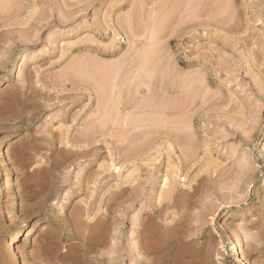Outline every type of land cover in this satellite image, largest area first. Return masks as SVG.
Masks as SVG:
<instances>
[{"label": "rangeland", "instance_id": "374dc122", "mask_svg": "<svg viewBox=\"0 0 264 264\" xmlns=\"http://www.w3.org/2000/svg\"><path fill=\"white\" fill-rule=\"evenodd\" d=\"M5 183L0 264H264V0H0Z\"/></svg>", "mask_w": 264, "mask_h": 264}, {"label": "bare ground", "instance_id": "6f19581e", "mask_svg": "<svg viewBox=\"0 0 264 264\" xmlns=\"http://www.w3.org/2000/svg\"><path fill=\"white\" fill-rule=\"evenodd\" d=\"M170 4H171V3H170ZM135 10H136L137 12H140V11H141V9H140V10L135 9ZM157 10H158V9H157ZM136 11H135V13H136ZM153 11H154V12H153V15H154V14L156 13V10L154 9ZM133 12H134V11H133ZM141 12H144V11L142 10ZM157 12H158V11H157ZM131 14H132V13H131ZM133 14H134V13H133ZM129 15H130V14H129ZM140 15H141V14H140ZM129 17H130V16H129ZM130 23H131V22H130ZM132 24H133V23H132ZM130 25H131V24H130ZM152 28L154 29V27H152ZM132 29H133V28H132ZM149 29H150V28H149ZM130 30H131V29H130ZM139 30H140V29H138V31H139ZM145 30H146V29H145ZM133 31H134V30H132V34H134ZM138 31H137V32H138ZM155 31H156V30H155ZM117 32H118V31H117ZM137 32H135V33H137ZM151 32H152V29H151L150 33H151ZM142 33H143V32H142ZM114 34H115V36H117V37H118V35H119L118 33H114ZM154 35H155V34H154ZM132 36H133V35H132ZM132 36H131V37H132ZM136 36H137V35H136ZM117 37H116V38H117ZM131 37H130V38H131ZM137 37H138V36H137ZM140 37H142V36H140ZM150 37H151V36H150ZM154 38H155V36H154ZM113 39H114V38H113ZM119 39H120V38H119ZM132 39H133V38H132ZM151 39H153V36H152ZM135 40H136V38H135ZM135 40H134V41H135ZM147 40H148V39H147ZM149 40H150V39H149ZM112 41L115 42V40H112ZM134 41H133V42H134ZM137 41H138V40H137ZM114 42H113V43H114ZM135 42H136V41H135ZM130 43H131V41H130ZM148 43H149V42H148ZM146 44H147V43H146ZM130 45H131V44H130ZM113 46H114V45H113ZM136 47H137V46H136ZM140 47H141V46H140ZM133 48L135 49V47H133ZM141 49H142V48H141ZM146 49H148V48H146ZM150 49H151V48H150ZM130 50H131V49H130ZM142 50H143V49H142ZM128 51H129V50H128ZM128 51H126V52H128ZM144 51H145V50H144ZM130 53H131V52H130ZM137 53L139 54V51L136 52V49L134 50V54L132 53V54L134 55V57L136 56L134 60H136V58L138 57V54H137ZM154 53H156V52L154 51ZM122 54H123V53H122ZM132 54H129V55H131V57H132V56H133ZM141 54H142V52L140 53V56H141ZM143 55H144V53H143ZM145 55H147V53H146ZM154 55H155V54H153V56H154ZM122 56H123V55H122ZM140 56H139V57H140ZM148 56H149V55H148ZM125 57H126V56H125ZM131 57H130V58H131ZM143 57H144V56H143ZM150 57H151V56H150ZM154 58H155V57H154ZM122 59H123V58H122ZM124 59H125V58H124ZM137 59H138V58H137ZM140 59H141V58H140ZM145 59H146V58H145ZM147 59H148V58H147ZM147 59H146V60H147ZM115 61H116V60H115ZM117 61H118V58H117ZM121 61H122V60H121ZM123 61H124V60H123ZM123 61H122V63H121V62H120V63H121V64H125L126 61H124V62H123ZM131 61H133V60H131ZM131 61H130V62H131ZM147 61H148V60H147ZM88 62H89V61H88ZM91 62H92V61H91ZM100 62H101V61H100ZM109 62H110V61H109ZM113 62H114V61H113ZM127 62H129V61H127ZM133 62H134V61H133ZM133 62H132V64H133ZM84 63H85V62H84ZM89 63H90V62H89ZM89 63H88V65H87V64H85V65H86V66H90ZM98 63H99V62H98ZM134 63H135V62H134ZM137 63H138V62H137ZM144 63H145V62H144ZM80 64H81V63H80ZM93 64H94V62H93ZM93 64H91V65H93ZM105 64H106V63H105ZM109 64H110V63H109ZM111 64H112V63H111ZM115 64H117V63H114V64H113L114 66H113V65H112V66H113V68L115 67V70L117 71V68H118V70H119L120 67H121L122 65L120 64V65H121V66H120L119 64H117V65H119V66H116ZM154 64H156V63H154ZM96 65L98 66L99 64H96ZM96 65H94V66L97 67ZM106 65H108V64H106ZM127 65H128V64H127ZM147 65H148V63H147ZM81 66H83V64H82ZM94 66H91V68L94 67ZM101 66H102V65H101ZM110 66H111V65H110ZM110 66H109L108 68H107V67H106V68L109 69ZM133 66H134V65H133ZM133 66H132V67H133ZM99 67H100V66H99ZM102 67H103V66H102ZM104 67H105V66H104ZM132 67H131V68H132ZM141 67L143 68L142 65H141ZM145 67H146V66H145ZM106 68H105V69H106ZM111 68H112V67H111ZM77 69H78V66H77ZM87 69H88V68H87ZM94 69H95V68H92L91 70H94ZM100 69H101V68H99V70H100ZM105 69L102 68V70H105ZM121 69H122V68H121ZM80 70H83V69L80 68ZM91 70L89 69V72H88L87 70H84V71L88 72L87 74H89ZM97 70H98V69H97ZM123 70H124V69H123ZM126 70H127V69H126ZM129 70H130V69H129ZM129 70H127V71H129ZM144 70H145V69H144ZM155 70H156V69H155ZM159 70H161V69L159 68ZM164 70H166V69H164ZM78 71H79V70H78ZM95 71H96V69H95ZM100 71H101V70H100ZM109 71H111V69H110ZM109 71H107V72H109ZM138 71H140V70H138ZM145 71H146V70H145ZM145 71H144V72H145ZM79 72L85 74V72H82V71H79ZM93 72H94V71H93ZM112 72H113V71H112ZM140 72H141V71H140ZM114 73H115V72H114ZM128 73H129V72H128ZM156 73H157V72H156ZM160 73H161V72H160ZM102 74H103V73H102ZM115 74H116V73H115ZM138 74H139V73H138ZM179 74H180V73H179ZM191 74H192V73H191ZM103 75H104V74H103ZM110 75H112V74H110ZM110 75H109V76L107 75L108 78H110ZM118 75L120 76L119 73H118ZM127 75H128V74H127ZM139 75H140V74H139ZM112 76L114 77V75H112ZM112 76H111V77H112ZM133 76H134V75H133ZM151 76H152V75H151ZM105 77H106V76H105ZM115 77H116V75H115ZM129 77H130V76H129ZM134 77H135V76H134ZM184 77H185V76H184ZM161 78H162V77H161ZM180 78H181V76H180ZM188 78H190V76H188ZM188 78H187V80H188ZM107 80H108V79H107ZM109 80H110V79H109ZM129 80H130V79H129ZM133 80H134V79H133ZM160 80H161V79H160ZM178 80H179V79H178ZM184 80H185V79H184ZM187 80H186V81H187ZM192 80H193V79H192ZM126 81H127V80H126ZM161 81H163V80H161ZM181 81H182V80H181ZM186 81H184V82L187 83ZM188 81H189V80H188ZM190 81H191V79H190ZM111 82H112V80H111ZM130 82H131V81H130ZM170 83H171V82H170ZM191 83H192V81H191ZM191 83H189V84H191ZM113 84H114V82H113ZM113 84H112V85H113ZM121 84H122V83H121ZM161 84H162V83H161ZM192 84H193V83H192ZM118 85H119V84H118ZM177 85H178V82H177ZM177 85H176V86H177ZM180 85H181V84H180ZM119 86H120V85H119ZM189 86H191V85H189ZM110 87H111V85H110ZM191 88H192V87H191ZM189 89H190V88H189ZM110 92H111V90L109 91V93H110ZM118 92H119V91H118ZM109 93H108V94H109ZM113 93H114V92H113ZM116 94H117V93H116ZM105 95H106V94H105ZM111 95H112V94H111ZM117 95H118V94H117ZM121 96H122V95H121ZM102 97H103V95H102ZM110 97H111V96H110ZM105 98H106V96L104 97V99H105ZM107 98H108V97H107ZM116 98H117V96H116ZM122 98H123V97H122ZM114 99H115V97H114ZM146 99H147V98H146ZM121 100H122V99H120V101H121ZM143 100H145V99H143ZM107 101H108V100H107ZM107 101H106V102H107ZM110 101H111V100H109V102H110ZM146 101H148V100H145L144 102H146ZM152 101H153V100H152ZM99 102H100V101H99ZM101 102H102V101H101ZM103 102H104V101H103ZM106 102H105V104H106ZM109 102H108L107 104H109ZM142 102H143V101H142ZM158 102H159V101H158ZM137 103H138V102H137ZM102 104H103V103H102ZM105 104L103 105V109H104V110L102 109L104 113L107 112V111H109V107L106 106ZM110 104H111V103H110ZM112 104H113V103H112ZM146 104H147V102H146ZM146 104H145V103H142V104L140 103V105H142V107H144ZM149 104H150V106H151V104H153V103L150 101ZM114 105H115V103H114ZM140 105L135 104V106H140ZM155 105H156V103H155ZM104 106L108 108V109L106 108L107 111H105V107H104ZM152 106H153V105H152ZM156 106H157V108L160 107L159 104L156 105ZM110 107L112 108V106H110ZM111 108H110V109H111ZM113 108H114V110L116 109L115 107H113ZM136 108H137V107H136ZM146 108H147V107H146ZM163 108H164V107H163ZM98 109H100V108H98ZM149 109H150V108H149ZM153 109H154V108H153ZM118 110H119V109H118ZM115 111H116V110H115ZM149 111H150V110H149ZM149 111H148V112H149ZM100 112H101V111H100ZM111 112H113V111H111ZM141 112H142V109H141ZM113 113H114V112H113ZM109 114H110V112H109ZM109 114L107 113V115H109ZM105 115H106V113H105ZM113 115H114V114H113ZM113 115H112V119H113V117H115V116H113ZM125 115H126V114H125ZM125 115H124V116H125ZM100 116H101V114H100ZM140 116L142 117V114L139 115V118H141ZM127 117H128V116H127ZM101 118H102V117H101ZM125 119H126V118H125ZM137 119H138V118H137ZM142 119H143V118H142ZM142 119H141V121H142ZM106 120H107V119H106ZM112 121H113V120H112ZM138 121H140V120H138ZM143 121H144V120H143ZM105 122H106V121H105ZM144 122H145V121H144ZM144 122H143V123H144ZM139 123L142 124V122H139ZM139 127H140V126H139ZM63 138H65V136H64ZM62 140H63V142H62ZM62 140H61L62 144L65 143V144L68 145V141H67L66 138H65V140H64V139H62ZM168 143H169V142H168ZM112 161H113V162H111V167H113V168H114L115 170H117V171H120V166H117V165L115 164V162H114L113 159H112ZM170 163H171V162H170ZM174 165H175V164H174ZM168 167H169V166H168ZM170 167L172 168V165H171ZM173 171H174V170H172V172H173ZM175 172H177V171H175ZM175 172H174V173H175ZM127 175H128V174H127ZM169 175H170V173H169ZM169 175H168V173L166 174V177L164 178V183H162V188H164L165 186H167V185L170 183V182L168 181L169 178H173V177H174V176L172 177L171 175H170L171 177H169ZM172 175H173V174H172ZM175 175H178V174L175 173ZM130 176H133V175H131V173H130ZM125 177H126V176H125ZM134 177H135V176H134ZM126 178L128 179V177H126ZM175 178H176V177H175ZM180 178H181V177H180ZM127 179H126V180H127ZM131 179H132V178H131ZM131 179H128V180L130 181ZM135 179H136V178H133V180H135ZM124 180H125V179H124ZM170 180H171V182H172V181H175V182H172V183H174V184L172 185L173 188H171V186L168 185V186L170 187V191H171L172 189H173L172 191H174L175 188H178V185H177V183H176V180H174V179H173V180L170 179ZM178 182H179V181H178ZM133 183H134V181H133ZM172 183H170V184H172ZM120 185H121V184H120ZM120 185H119V186H120ZM168 186H167V188H168ZM6 188H7V184L5 183L4 186L0 189V192L2 193L4 190H6ZM167 188H166V189H167ZM166 189H165V190H166ZM168 189H169V188H168ZM160 190H162V189H160ZM119 191H120V190H119ZM170 191H169V192H170ZM159 192H160V191H159ZM113 193H114V192H113ZM116 193H117L116 195H119L118 192H116ZM162 193H163V191H162ZM171 193H172V192H171ZM171 193H170V194H171ZM120 194H121V193H120ZM160 195H161V194L159 193V196H160ZM120 196H121V195H119V197H120ZM162 196H163V195H162ZM187 196H188V195H187ZM160 197H161V196H160ZM115 198H116V197H115ZM161 199H162V198H161ZM143 203H144V202H142V204L140 203L141 206H143ZM119 205H120V204H119ZM100 209H101V208H100ZM90 210H91V209H88V212H87V220H88L87 222H91V223H92V222H93L92 220H93V219H96V218H94V217L97 216V215H96L97 212H92V211H90ZM98 211H99V210H98ZM100 214H101V213H100ZM101 216H102V215H101ZM97 219H98V218H97ZM225 219H226V218H224V221H225ZM72 222H73V220H72ZM74 223H75V222H74ZM138 223H139V222H138ZM81 224H82V223H81ZM86 224H87V223H86ZM89 224H90V223H89ZM136 224H137V223H136ZM82 225H83V224H82ZM77 227H78V225H77ZM83 228H84V227H83ZM76 229H77V228H76ZM80 229H82V228L80 227ZM76 231H77V230H76ZM78 231H79V228H78ZM20 233H21V230L17 231V232H16V236L13 237V238H11V239L9 240V242H8V247H9V249L13 248L14 241L17 240V238L19 237ZM78 233H79V232H78ZM88 236H89V235H88ZM88 236H87V237H88ZM85 238H86V237H85ZM134 241H135V240H134ZM236 243H237L236 240L232 237V238H230V239L228 240V243H227L226 245H227V246H231L232 249H235V251L237 252V253H236V254H237V260H238L239 262H241V264H251V263L247 260V257H246V253H245V251H244L242 248L237 247V246H236ZM138 249H139V247H138ZM87 250H88V249H87ZM141 250H142V249H141ZM141 250H140V252H142Z\"/></svg>", "mask_w": 264, "mask_h": 264}]
</instances>
